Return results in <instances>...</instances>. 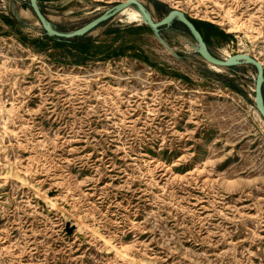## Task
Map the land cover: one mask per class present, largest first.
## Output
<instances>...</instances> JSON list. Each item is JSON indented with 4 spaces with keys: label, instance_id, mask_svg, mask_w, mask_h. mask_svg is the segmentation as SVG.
<instances>
[{
    "label": "rangeland",
    "instance_id": "374dc122",
    "mask_svg": "<svg viewBox=\"0 0 264 264\" xmlns=\"http://www.w3.org/2000/svg\"><path fill=\"white\" fill-rule=\"evenodd\" d=\"M120 1L39 4L70 31ZM158 1L264 64V0ZM30 5L0 0V264H264L256 67L123 11L58 41Z\"/></svg>",
    "mask_w": 264,
    "mask_h": 264
},
{
    "label": "water",
    "instance_id": "95a60500",
    "mask_svg": "<svg viewBox=\"0 0 264 264\" xmlns=\"http://www.w3.org/2000/svg\"><path fill=\"white\" fill-rule=\"evenodd\" d=\"M30 3L31 8L38 17L43 29H45L50 35H55L62 38H71L75 36L85 35L86 33L97 28L105 21L113 18L115 15H117L130 5H135V7H137L141 11L143 17L155 30H158L162 25L172 22L176 18L189 28L191 34L198 40L199 53L209 62L220 66H232L236 63L247 62L253 64L256 67L257 79L255 101L257 109L264 118V64L262 63V61L244 52L237 53L225 58L215 56L210 51L207 41L205 40L197 24L181 9L171 8L160 20L155 21L151 9L146 6L142 2V0H124L108 7L105 11L90 19L82 26L74 30L65 31L53 25L51 20L42 10L39 4V0H30Z\"/></svg>",
    "mask_w": 264,
    "mask_h": 264
},
{
    "label": "trees",
    "instance_id": "16d2710c",
    "mask_svg": "<svg viewBox=\"0 0 264 264\" xmlns=\"http://www.w3.org/2000/svg\"><path fill=\"white\" fill-rule=\"evenodd\" d=\"M155 5H156V7H157V9L160 11V10H162V11H167V10H169V8H168V6L166 5V4H163L162 2H160V1H158V0H151ZM30 7H31V5H30ZM194 21V20H193ZM195 22V21H194ZM196 23V22H195ZM103 24V23H102ZM181 24L183 25V27H184V29L186 30V31H188L190 34H191V32H190V30H189V28L185 25V24H183L182 22H181ZM197 24V26L200 28V26L198 25V22L196 23ZM199 24H200V22H199ZM44 32L48 35V36H50L52 39H55V40H58V41H66L67 40V38H62V37H58V36H55V35H50L45 29H44ZM220 76V75H219ZM224 79L225 80H227V81H229L228 80V78H225L224 77Z\"/></svg>",
    "mask_w": 264,
    "mask_h": 264
},
{
    "label": "bare ground",
    "instance_id": "6f19581e",
    "mask_svg": "<svg viewBox=\"0 0 264 264\" xmlns=\"http://www.w3.org/2000/svg\"><path fill=\"white\" fill-rule=\"evenodd\" d=\"M123 12L127 14L126 18H128L129 20H138L143 17V14L141 13V11L134 5H131L125 8Z\"/></svg>",
    "mask_w": 264,
    "mask_h": 264
}]
</instances>
